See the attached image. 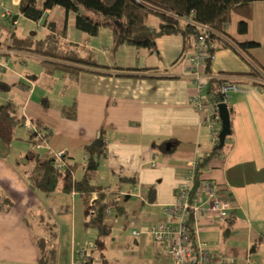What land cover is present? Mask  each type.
<instances>
[{
	"label": "crops",
	"instance_id": "0c3cea01",
	"mask_svg": "<svg viewBox=\"0 0 264 264\" xmlns=\"http://www.w3.org/2000/svg\"><path fill=\"white\" fill-rule=\"evenodd\" d=\"M5 9L12 12L11 17H2ZM65 21L66 13L61 8L33 22L21 14L20 0H0V61L7 65L0 66V82L9 88L0 91L8 94L6 101L20 106L26 118L52 131L41 151L48 156L65 152L70 162L78 163L75 179L82 177L86 166L84 148L100 131L105 132L107 156L93 181L103 187L104 203L115 208L106 217L111 233L106 239L105 264H169L171 258L146 231L169 221L164 207L175 201L187 162L203 161L212 156L213 150L211 115L199 112L192 104L200 93L185 76L183 58L192 55L193 40L187 42L181 34L165 35L156 40L157 52L151 53L129 45L116 47L108 28L102 29L110 32L100 28L94 34L78 30L72 13L67 16L63 38L60 34ZM242 21L248 24L246 34L239 33ZM50 25L59 38L78 45L85 53L91 52L100 66L110 68L86 69L75 81L65 73L62 92L69 91L70 96L65 98L68 101L53 106L45 97L40 104L31 99L39 83L53 90L57 71L48 74L40 56L7 49L11 34L26 38L34 33L43 38L52 32ZM226 29L237 43H263L264 1L254 2L245 12L233 13ZM99 38L103 39V49L96 45ZM216 47L210 74L245 91L231 92L228 107L232 134L221 153L207 163L209 174H202L218 185L233 206L224 220L201 213L198 239L207 245L216 262L264 264V150L255 144L251 131L255 105L264 103V88L247 75L253 61L264 65V48L250 49L249 59L218 43ZM29 65L34 68L28 69ZM201 96L209 99L208 92ZM74 102L77 118L63 117L62 109ZM220 126L222 129V122ZM14 140L24 141L21 137ZM13 143L0 154V189L13 202L9 211L0 212V264H39L37 241L51 233L57 246L54 264H72L78 251L95 245L99 235L88 225L81 195L65 193L61 187L53 193L34 188L29 179L32 167L10 160ZM25 153L20 151L19 158ZM92 199L98 201L99 193ZM140 231V235H134ZM100 263L94 260V264Z\"/></svg>",
	"mask_w": 264,
	"mask_h": 264
},
{
	"label": "trees",
	"instance_id": "16d2710c",
	"mask_svg": "<svg viewBox=\"0 0 264 264\" xmlns=\"http://www.w3.org/2000/svg\"><path fill=\"white\" fill-rule=\"evenodd\" d=\"M257 1L264 0H20V12L26 19L39 22L48 11L61 8L66 13L65 26L60 34L63 38L66 36L67 16L72 13L75 15V25L78 30L94 34L100 28H108L113 33L116 47L129 45L147 49L151 53L157 52L156 40L158 38L165 35L181 34L189 42L199 34L193 24L207 25L213 31L211 39L216 45L218 43L222 48L233 49L238 54L245 55L244 57L250 59L248 51L253 48H264V42L237 43L229 36L226 28L231 22L233 13L245 12L251 4ZM152 17L157 18V24L153 26L150 23ZM184 19L190 20V22L184 24L182 23ZM50 27L52 32L43 38H38L34 33L26 38L11 34L7 41V49L40 56L44 58L43 66L48 74L59 70L67 73L74 81L86 69L94 71L110 69L100 66L91 52L85 53V50L78 45L59 38L54 34V26L50 25ZM238 29L240 34H246L248 32L247 22H240ZM216 49L217 47L212 51V57ZM211 63L212 58L207 62V73H211ZM252 63L247 75L264 88V65H259L254 61ZM217 83L219 84L221 81H211L208 94H214L218 100H221L222 96L213 90ZM0 90L8 91L9 88L0 82ZM62 115L75 120L77 118L76 102L71 107H64ZM26 120L20 106L15 102L6 101L0 104L1 155L7 152L12 140L17 138L15 136L16 128L25 127ZM30 120L37 130L35 132L28 130L27 141L31 148L21 159H18V164L32 167L29 179L33 187L41 192L53 193L61 187L65 193L75 191L81 195L88 225L99 233L95 245L88 247V252L94 260H100V264H105L106 239L111 233L106 222V212L115 208L104 203L103 187L93 183L101 163L107 156L108 145L105 132L100 131L96 140L84 148L87 157L86 166L83 169L82 177L75 179L73 174L78 163L70 162L68 156L65 155L63 157L65 168L60 170L54 155L48 156L41 151L42 148L38 149V147H44L49 143L52 131L42 123ZM221 151L215 147L212 150V156L203 160L198 169L195 189L201 183L199 176L203 173L204 165ZM96 192L99 193V199L95 204H92V195ZM12 207L11 198L0 189V212H7ZM91 209L96 212L94 217L90 216ZM116 210L119 214L122 211L120 208ZM54 235L51 233L47 239H38L39 264H54L57 250Z\"/></svg>",
	"mask_w": 264,
	"mask_h": 264
},
{
	"label": "built area",
	"instance_id": "2783aa9c",
	"mask_svg": "<svg viewBox=\"0 0 264 264\" xmlns=\"http://www.w3.org/2000/svg\"><path fill=\"white\" fill-rule=\"evenodd\" d=\"M12 12L5 9L2 17H11ZM190 20H182V23ZM198 30L197 37L192 41V55L183 58L185 65V76L190 78L197 86L199 95L192 100L195 108L202 113L211 115V145L212 148L218 147L219 136L221 133V119L218 112V106L222 103L228 105L231 92L241 93L245 90L239 86L225 83L223 78H214L206 72V65L212 57V51L216 48V43L211 39L213 33L210 26L193 24ZM0 66L6 68L7 65L0 61ZM212 80H219L213 90L218 92L222 99L218 100L216 95L209 94V99L201 96V93L208 92ZM207 98V96H206ZM25 127L32 132L37 129L27 118ZM42 147H38L40 149ZM65 152L54 154L57 167L60 170L65 168L63 157ZM203 161L192 160L187 162L186 176L177 186L175 191V201L164 207L168 222L158 223L147 229L146 233L151 235L154 242L159 244L170 258L169 264H228L214 261L207 245L198 239V218L201 213L214 214L219 220H224L232 209V203L220 193L219 187L209 178H204L203 173L211 171L208 164L204 165L203 173L199 176L201 183L195 189V180L198 176V169ZM96 199L91 203L95 204ZM96 212L91 209L90 216L94 217ZM112 215L111 210H107L106 217ZM142 231L135 232L134 235H140ZM90 247V246H89ZM88 247L78 251L72 264H94V259L88 252Z\"/></svg>",
	"mask_w": 264,
	"mask_h": 264
},
{
	"label": "rangeland",
	"instance_id": "374dc122",
	"mask_svg": "<svg viewBox=\"0 0 264 264\" xmlns=\"http://www.w3.org/2000/svg\"><path fill=\"white\" fill-rule=\"evenodd\" d=\"M150 21L157 22V20H150ZM100 30L102 32H110L107 29L101 28ZM102 41H103L102 38L97 39L98 44L101 45L100 46V45L96 44L99 49H103L104 43H102ZM32 68H34L33 65L28 66V69H32ZM37 73L39 74V70L37 71ZM64 74L65 73L62 71H59V70L57 71V73L54 76L56 81H55V83H53L54 84L53 90L49 91V90H47L46 87L42 86V84L39 83L37 89L34 91L35 93L31 99V102L32 103L36 102L37 104H40V103H42V101H43L42 99L44 97L49 99L52 106L55 104H58V103H62L64 101H68L65 98L70 96L69 91L66 94H64L62 92V90L64 89V86H65V83L64 84L61 83L64 79V76H65ZM7 99H8V94L0 91V104L5 102ZM231 101L233 102V100H231ZM255 109H256L255 119L253 121V125L251 128L252 136L256 139L255 144L264 150V103H261L259 105H255ZM26 135H29L27 128H25V127L16 128L15 136L21 137L22 139H24V141L13 140L14 143H13V145H11V146H13V148L9 149L10 160L14 159V160L18 161L20 151H23V153H25L28 149L31 148L30 143L28 141H25L27 139ZM227 150H228V148L226 147L225 152H227ZM260 154L262 155L261 151H260ZM260 176H262V175H260ZM96 202H97V199H96Z\"/></svg>",
	"mask_w": 264,
	"mask_h": 264
},
{
	"label": "water",
	"instance_id": "95a60500",
	"mask_svg": "<svg viewBox=\"0 0 264 264\" xmlns=\"http://www.w3.org/2000/svg\"><path fill=\"white\" fill-rule=\"evenodd\" d=\"M17 17L13 19L16 21ZM219 116L222 122V129L219 136V145L218 149L222 150L225 146L226 139L231 136L232 134V127H231V116H230V109L227 104L222 103L218 106ZM170 148V145L167 146V149Z\"/></svg>",
	"mask_w": 264,
	"mask_h": 264
}]
</instances>
